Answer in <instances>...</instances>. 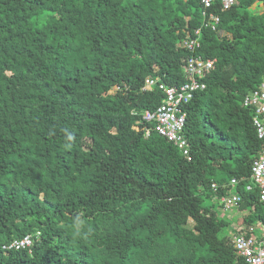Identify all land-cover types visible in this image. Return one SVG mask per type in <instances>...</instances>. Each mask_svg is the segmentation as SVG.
<instances>
[{"label": "trees", "instance_id": "1", "mask_svg": "<svg viewBox=\"0 0 264 264\" xmlns=\"http://www.w3.org/2000/svg\"><path fill=\"white\" fill-rule=\"evenodd\" d=\"M202 8L0 0V264H245L233 224L264 227L258 188H233L230 218L210 183L248 178L264 150L243 105L264 76V0H216L191 51ZM191 55L213 65L181 101L187 158L143 114L191 82Z\"/></svg>", "mask_w": 264, "mask_h": 264}, {"label": "built area", "instance_id": "2", "mask_svg": "<svg viewBox=\"0 0 264 264\" xmlns=\"http://www.w3.org/2000/svg\"><path fill=\"white\" fill-rule=\"evenodd\" d=\"M216 0H201L203 22L200 27L194 30L195 37L189 36L188 40L184 42L187 49L194 51L195 46H198L199 34L202 28H210L215 30L220 22V17L211 11ZM235 0H220L223 9L229 8L233 5ZM213 61L204 59L199 55H191L187 61L186 70L191 76V82L181 85L179 88L165 87L166 98L162 104L157 107L153 112L146 111L143 118L147 121L155 122V129L159 134L172 141L182 151V153L190 158V151L188 149V141L184 135V126L186 122V113L181 108V104H186L192 94L191 91L197 88H203V82H199L196 77H201L209 71L212 67ZM156 80L146 79L145 87L154 84ZM163 88V85H159ZM181 101H183L181 103ZM243 105L250 107L254 110L253 124L256 130L257 137L264 141V81L256 88L250 89L246 92L243 100ZM249 180V181H248ZM248 181V182H247ZM240 182L246 190H252L257 187L259 191V200L264 202V150L260 156L253 160L251 165L250 176L230 178L229 182L225 185H219L216 182H211V190L215 192L216 199L218 200L223 211L231 210L232 208L239 207L241 203V196L238 192L226 189L219 196L220 192L230 186L235 188ZM260 229L261 233L255 235V230ZM240 230V229H239ZM250 233L241 230L232 236V244L238 256L242 257L245 264H264V227L254 226L249 227ZM32 238L30 234L24 235L20 239H15L8 245H4V249H18L30 246Z\"/></svg>", "mask_w": 264, "mask_h": 264}, {"label": "rangeland", "instance_id": "3", "mask_svg": "<svg viewBox=\"0 0 264 264\" xmlns=\"http://www.w3.org/2000/svg\"><path fill=\"white\" fill-rule=\"evenodd\" d=\"M254 7H255V8H258V7H259V11H261V9H262V5H260V6L254 5ZM254 7H253V8H254ZM220 209H221V208H220ZM221 211H222V212H225V211H223L222 209H221ZM242 214H245V212H244V211L240 212V211H238V210H237V211H236V210H231V212H229L227 215H229L230 218H231V217H237V215H239L238 217L240 218ZM233 226H234V227H237V228H240V229H241L242 227H244V226L240 225L239 223H238V224H235V223H234ZM256 226H259V227H260V226H262V225H261L260 223H257ZM254 233H255V235H256V234H260V233H261V230H260V229H257Z\"/></svg>", "mask_w": 264, "mask_h": 264}, {"label": "clouds", "instance_id": "4", "mask_svg": "<svg viewBox=\"0 0 264 264\" xmlns=\"http://www.w3.org/2000/svg\"><path fill=\"white\" fill-rule=\"evenodd\" d=\"M200 27V26H199ZM193 37V36H192ZM182 45V47H184V45H183V43L181 44ZM185 48V47H184ZM257 135V134H256ZM259 139V138H258ZM212 182H215V181H212ZM217 183V182H216ZM246 183V182H245ZM217 184H219V183H217ZM210 185H211V183H210ZM220 186H221V184H219ZM226 187H228V188H224V190H226V189H229L230 191H233V188L232 187H230V186H226ZM211 188V187H210ZM244 190H246L245 189V186H244ZM252 190H253V188H252ZM247 191H249V190H247ZM251 191V190H250ZM239 229L240 228H238V232H239ZM240 230H242V228L240 229Z\"/></svg>", "mask_w": 264, "mask_h": 264}, {"label": "crops", "instance_id": "5", "mask_svg": "<svg viewBox=\"0 0 264 264\" xmlns=\"http://www.w3.org/2000/svg\"><path fill=\"white\" fill-rule=\"evenodd\" d=\"M263 81H264V76H263L261 82H260L258 85H260ZM258 85H257V86H258ZM257 86H256V87H257ZM256 87H255V88H256ZM247 179H248V178H247ZM248 181H249V180H248ZM248 181H247V182H248Z\"/></svg>", "mask_w": 264, "mask_h": 264}]
</instances>
